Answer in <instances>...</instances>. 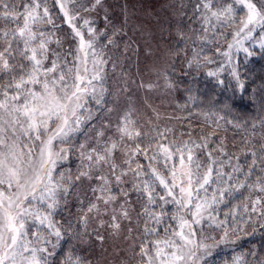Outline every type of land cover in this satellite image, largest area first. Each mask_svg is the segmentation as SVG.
I'll list each match as a JSON object with an SVG mask.
<instances>
[{"label":"snow or ice","instance_id":"obj_1","mask_svg":"<svg viewBox=\"0 0 264 264\" xmlns=\"http://www.w3.org/2000/svg\"><path fill=\"white\" fill-rule=\"evenodd\" d=\"M119 7L117 25L107 0H0V264H216L264 235V0H165L158 41ZM200 75L231 93L207 130L137 117L133 85Z\"/></svg>","mask_w":264,"mask_h":264},{"label":"trees","instance_id":"obj_2","mask_svg":"<svg viewBox=\"0 0 264 264\" xmlns=\"http://www.w3.org/2000/svg\"><path fill=\"white\" fill-rule=\"evenodd\" d=\"M108 4L112 7L113 11V20L119 25L122 21L121 12H120V5L127 4L128 6V13H129V29H135L137 23H140L142 27L146 29H151L154 27L153 32L156 34L157 41L159 40V32L162 26L167 27L165 20L169 16V13L164 12L161 9V5L165 2V0H107ZM133 19L136 20L133 22ZM131 20V22H130ZM159 21V22H158ZM174 23V21H173ZM136 24V25H135ZM101 26H103V22L101 21ZM67 31V29H66ZM133 34L130 31V35ZM243 54H241L242 56ZM141 57V58H140ZM139 57V67L142 72V77L145 82L150 80H155V77L149 73L146 74L148 71V65L152 64V58L145 56L143 47L141 48ZM135 58H133V72H135ZM257 70H259L262 66H264V59L256 58L253 61ZM148 66V67H147ZM180 82V90L176 91L171 94L165 93L164 89L161 87V90L157 91H147L145 89H137L135 85L132 86L133 88V101L135 104L139 106V108L146 113H151V109L147 107L145 101L146 97L148 101L156 108L157 110H162L163 115H172L173 121L177 124L170 122L169 119L167 122L162 117L157 120H153L155 125H158L160 129L164 128H172L176 132L177 138L179 135L177 134V129H181L182 131H188L190 128L195 129V132L198 133L201 127H204L207 130V124L211 120L215 119V117L211 115H205L206 113L210 112V102L213 101L218 95L221 99L225 96H231L230 92L224 93L223 95L220 94V89L215 85V83L211 80V78L205 77L200 75L193 81L192 77H179ZM163 82L161 81V84ZM195 85L194 95H196L197 99L195 101H189L188 95L184 91V88L190 84ZM150 95L151 97H149ZM146 96V97H145ZM167 98H170L172 103L170 105H166L163 107H157L159 103H163L166 101ZM243 108V103H238L237 111ZM163 111H172V114ZM243 114V113H242ZM174 115V116H173ZM250 115V114H248ZM179 117V118H178ZM142 119V118H140ZM178 120V121H177ZM144 122V120L142 119ZM157 121V122H156ZM156 122V123H155ZM180 123H184L183 125ZM223 135V133H221ZM229 140L232 138V131L230 130L227 133ZM187 139V137H183ZM169 139H172L169 137ZM238 139V138H237ZM227 208L225 206H221V213L220 216L223 218V212L226 211ZM211 232V229H208ZM242 247H235L234 246H222L220 250H218V255L216 257V264H228L230 262L232 255L238 253L240 251H247L249 248L255 246L257 251H260L262 247H264V235L261 233H257L254 236L247 237L244 241L241 242ZM108 246V245H107ZM106 247V245H105ZM111 249V247H110ZM109 249V250H110ZM98 251V249H97Z\"/></svg>","mask_w":264,"mask_h":264},{"label":"rangeland","instance_id":"obj_3","mask_svg":"<svg viewBox=\"0 0 264 264\" xmlns=\"http://www.w3.org/2000/svg\"><path fill=\"white\" fill-rule=\"evenodd\" d=\"M135 21V23H137L136 22V20L135 19H133V22ZM130 22H131V20H130ZM138 24V26H140V27H142V25L140 24V23H137ZM136 25V24H135ZM137 25L135 26V27H138ZM151 29H154V27H151ZM144 51V50H143ZM141 58V57H140ZM151 65V63L148 65V66H150ZM147 66V67H148ZM147 73L146 74H149L150 72L149 71H146ZM159 90H161V89H159ZM149 97H151L150 95H148ZM146 97V96H145ZM146 99V101H147V103L148 104H151L149 101H148V98L146 97L145 98ZM167 103V104H166ZM172 103V101H171V99L170 98H167L166 99V101H164V104L161 102V103H159L158 105H156L157 107H163V106H165V104L166 105H170ZM134 105H135V108L137 109V113H136V115H137V117L138 118H142L144 121L145 120H147L148 118H152V120H155V116H154V114H153V112H152V110H151V113H146L144 110L142 111L140 108H139V106L137 105V104H135V102H134ZM152 105V104H151ZM153 106V105H152ZM154 107V106H153ZM159 111V113H160V120L162 119V117H167V118H164L165 119V121L167 122L169 119L171 120L170 122H172V123H174V124H177L176 122H174L173 121V118L174 119H176L177 118V116L175 117L174 115V117H172V115H168L167 113H170V114H172V111H170V112H168V111H163V112H165V114H167V115H163V113H162V110L160 111V110H158ZM169 118V119H168ZM179 118V117H178ZM142 119H140L141 120V122L143 123V121H142ZM178 121V120H177ZM157 122V121H156ZM155 122V123H156ZM180 124H182V123H180ZM184 124V123H183ZM182 124V125H183ZM182 130L179 128V129H177V134L179 135V133L181 132ZM169 137L170 138H172V134H169ZM106 247H108L109 249H110V247H111V241H108L106 244ZM108 245V246H107ZM111 250V249H110Z\"/></svg>","mask_w":264,"mask_h":264}]
</instances>
